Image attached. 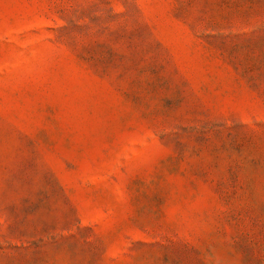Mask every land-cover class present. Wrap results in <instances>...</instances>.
Returning <instances> with one entry per match:
<instances>
[{
	"label": "rangeland",
	"instance_id": "rangeland-1",
	"mask_svg": "<svg viewBox=\"0 0 264 264\" xmlns=\"http://www.w3.org/2000/svg\"><path fill=\"white\" fill-rule=\"evenodd\" d=\"M0 264H264V0H0Z\"/></svg>",
	"mask_w": 264,
	"mask_h": 264
}]
</instances>
